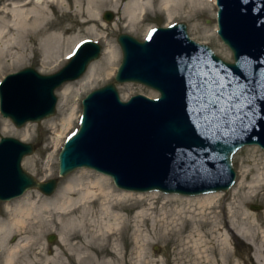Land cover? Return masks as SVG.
Returning <instances> with one entry per match:
<instances>
[{
    "label": "water",
    "instance_id": "95a60500",
    "mask_svg": "<svg viewBox=\"0 0 264 264\" xmlns=\"http://www.w3.org/2000/svg\"><path fill=\"white\" fill-rule=\"evenodd\" d=\"M217 4L218 34L232 62L193 40L185 23L157 27L144 41L118 36L123 57L115 81L142 83L160 97L137 94L125 101L114 83L89 92L80 127L60 151V176L86 167L109 175L121 189L183 195L233 185V153L245 145L264 150V0ZM113 17L105 13L106 20ZM101 51L100 43L86 40L55 73L26 67L7 74L0 82L3 117L22 127L54 115L56 90L80 78ZM35 147L1 138L0 201L32 188L46 195L57 189V178L38 180L24 169L23 158ZM56 239L49 235L50 242Z\"/></svg>",
    "mask_w": 264,
    "mask_h": 264
},
{
    "label": "bare ground",
    "instance_id": "6f19581e",
    "mask_svg": "<svg viewBox=\"0 0 264 264\" xmlns=\"http://www.w3.org/2000/svg\"><path fill=\"white\" fill-rule=\"evenodd\" d=\"M47 1L51 2L47 8L63 5L62 0ZM75 1L77 14L86 18L84 22L93 23V27L99 26V16L106 7L119 14L116 25L125 23L131 29H136L138 21L153 10H164L172 18L173 11L185 4L203 11L207 9L204 0ZM37 2L39 6L34 5ZM43 2L10 0L1 3L0 0V70L5 66L3 56L11 55L12 50L22 46L31 35L28 27L45 21L40 6ZM209 2L216 4V0ZM11 32L21 40L20 45L17 46V41L10 37ZM97 35L100 38L101 34ZM54 37V41L59 38L55 34L52 39ZM78 41L73 42L66 54L71 53ZM118 56L117 46L106 42L103 59L92 64L83 76L60 88L58 108L62 114L68 113L64 124L71 123L72 103H78L99 77H110ZM25 136L31 137V133ZM30 160L33 164L34 159ZM49 165L46 163L47 167ZM251 172H243L242 180L232 190L230 201L223 192L193 197L166 194L160 208L153 201L130 216L123 212L144 205V202L127 203L135 199L134 192L125 189L116 192L109 175H95L83 169L78 176L65 181L51 198L27 192L6 204L0 219L1 264H123L121 241L138 250L140 259L135 264H147L142 258L147 256L151 239L157 243L176 241L182 249H194L205 264H240L238 259H232L235 253L230 247L232 240L239 236L257 242L254 257L258 264H264V214L256 215L247 208L251 197L264 199V177L260 183L248 182ZM157 193L149 192L148 200L157 198ZM139 194V200L147 198ZM169 202L174 204L168 207ZM47 229L60 231V247L56 251L39 240ZM12 236H20L22 242L8 246ZM25 249L28 251L22 254ZM155 264H164V260Z\"/></svg>",
    "mask_w": 264,
    "mask_h": 264
},
{
    "label": "rangeland",
    "instance_id": "374dc122",
    "mask_svg": "<svg viewBox=\"0 0 264 264\" xmlns=\"http://www.w3.org/2000/svg\"><path fill=\"white\" fill-rule=\"evenodd\" d=\"M8 1L10 0H1V3H7ZM62 2L63 5H55L50 8H47V6L50 5L51 2L44 0V2L41 3L40 6L43 9L44 15L46 17L45 21L40 25L28 27L27 30L31 35L26 37L25 43L22 46H18L20 45L18 42H22L16 33L11 32L10 37L14 39V41H17L18 47H15L12 50L11 55L3 56L2 62H5V66L0 70V81L5 75L19 71L26 67H33L42 74H50L59 70L68 62L67 56L70 53H66L70 51V49L73 47V42L77 40H79L77 45L85 40H95L99 42L102 47L100 57L89 64L86 72L89 70V67L92 64L103 59L106 42L110 41L112 44L117 46L119 56L112 69L110 77H107L106 79L102 76L99 77L95 85L82 94L78 103H72L74 115L71 119V123L66 122L64 124V120L66 117H68V113L62 114L58 108V104L56 113L54 115L45 118L40 122L26 123L22 127H17L10 119L3 117L0 112V139L6 136H12L22 140L23 142L32 143L36 146L34 152L31 155L25 156L23 158L22 165L24 169L31 173L38 180L47 181L51 178L58 179L57 189L52 195H46L37 188L29 189L24 193H34L35 195H41L43 198H51L54 196L65 181H67L72 176H78L80 171L83 169L91 172L92 174L101 175V173L93 169L83 167L73 170L66 176H60L59 174V153L65 141L80 126L83 110L82 101L89 92L106 84L114 83L118 88L123 100L129 99L131 96L140 93L153 98L159 96V92L157 90L142 83L134 81L117 83L115 81V74L123 57L122 49L120 43L118 42V36L120 34L127 33L139 40H144L148 32L154 27L167 26L173 23L182 22L187 25L189 35L193 40L210 46L212 50L224 60L230 62L233 61L232 51L226 44H224L217 34V5L209 2V0H204L205 5L207 6L206 11L199 9V7L185 4L175 12L173 11L175 15H173L172 18H169L164 10H153L149 12L147 16L138 21L135 27L136 29L127 28L125 23L116 25L119 20V14L109 7H106L100 14L99 26L93 27V23L90 24L89 22H84L86 18L77 14V2L75 0H62L61 3ZM34 5L39 6V2L35 3ZM29 6L30 5L26 7ZM107 11H111L114 14L113 19L110 21L105 19V13ZM98 33L101 34L100 38H98ZM54 34L59 36L57 41H54L55 37L52 39ZM67 83H64L63 85ZM63 85H61L56 90V94L58 95V103L61 98L59 90ZM29 132L31 133V137L25 136ZM31 158L34 159L33 164L30 160ZM231 160L237 173L233 185L227 191H214L226 193V198L229 199L228 201L232 199V190L234 187H237L242 180L244 171L252 170L248 182L256 184L257 182L260 183L263 181L264 150L258 145H245L233 153ZM46 163H49L50 165L47 167ZM109 181L110 184L116 189V192L123 190L118 188L111 178ZM153 191L159 192L157 193V198L148 200L149 192ZM153 191H131L135 193V199H131L130 201L128 200L126 202L132 203L135 201H141L144 202V205H141L133 210L124 211L123 213L132 216L139 209L149 206L150 202L153 201L155 202V206L160 208L163 206L164 196L166 194H176L165 193L159 190ZM139 193H142L143 196L147 198L144 200H139ZM158 194L160 196H158ZM23 195L17 198H20ZM183 196L193 197L198 195ZM17 198H14L10 201H0V219H2L4 216L3 214L5 213L6 204ZM173 204V202H169L168 207ZM256 206H259L260 209H255ZM247 208L256 215L264 214V199L260 197H251L248 200ZM50 234H55L57 236V239L54 242L49 241ZM59 238L60 231L58 229H47L42 235L39 236V240L42 243H45V245L49 246L50 249L55 251L60 247ZM19 241L22 242L20 236H12L9 239L8 246L13 247L15 243ZM256 243L257 242H253L240 236L237 239L232 240L230 247L235 253V256L232 259H238L240 264H258L254 257V248ZM121 244L123 247L122 251L124 253L123 264H135L134 262L140 259L137 256L138 250L134 249L133 246H129V243L127 244V242L125 243L121 241ZM182 248L183 247L177 245L176 241H171L168 243L162 241L157 243L151 239V244L146 250L147 256L142 258V260L147 262V264H155L156 261L161 259L164 260V264H205L201 262L202 260L197 255L196 250ZM25 251H28V249L23 250L22 254H24ZM216 258H218V256H216ZM2 259V253H0V264ZM210 264H213V262Z\"/></svg>",
    "mask_w": 264,
    "mask_h": 264
}]
</instances>
